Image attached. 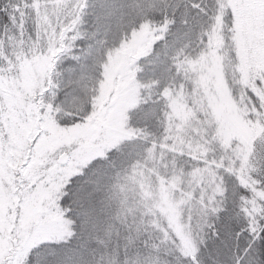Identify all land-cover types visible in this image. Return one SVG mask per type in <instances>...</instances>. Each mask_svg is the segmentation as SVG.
<instances>
[{"label": "snow or ice", "instance_id": "1", "mask_svg": "<svg viewBox=\"0 0 264 264\" xmlns=\"http://www.w3.org/2000/svg\"><path fill=\"white\" fill-rule=\"evenodd\" d=\"M0 264H264V0H0Z\"/></svg>", "mask_w": 264, "mask_h": 264}]
</instances>
